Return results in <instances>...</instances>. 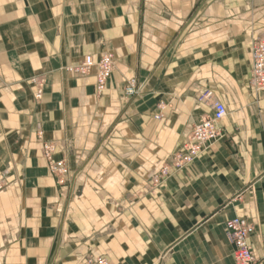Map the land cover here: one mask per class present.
<instances>
[{
    "label": "crops",
    "instance_id": "0c3cea01",
    "mask_svg": "<svg viewBox=\"0 0 264 264\" xmlns=\"http://www.w3.org/2000/svg\"><path fill=\"white\" fill-rule=\"evenodd\" d=\"M257 36L264 0H0V264H235L234 218L254 227L264 264V92L249 85ZM104 54L114 69L99 94ZM86 56L90 73L71 74ZM206 93L227 111L220 140L153 186L211 114ZM48 144L70 172L63 186Z\"/></svg>",
    "mask_w": 264,
    "mask_h": 264
},
{
    "label": "built area",
    "instance_id": "2783aa9c",
    "mask_svg": "<svg viewBox=\"0 0 264 264\" xmlns=\"http://www.w3.org/2000/svg\"><path fill=\"white\" fill-rule=\"evenodd\" d=\"M251 52V70L249 85L256 93L264 92V36L253 38L250 47ZM95 66L91 56H86L83 61L69 72L76 76H84L90 73ZM96 90L100 94L104 91L107 81L111 77L114 69V58L110 54L101 56L96 64ZM140 89L135 80H131L126 88L125 94L132 99L139 95ZM211 108V114L200 119L190 130V134L182 145L180 151L172 154L165 162L159 172L152 179L153 186H158L172 175L189 167L194 161L212 144L218 142L221 138V132L218 124L227 116L224 105L213 99L211 93L203 94L200 98ZM159 119V117H156ZM55 150L54 144H48L43 147V157L50 165V170L55 172H65L63 161L55 163L52 156ZM63 176V175H61ZM65 178H57L58 185L64 183ZM6 183L0 180V192L4 190ZM229 243L233 246V259L235 264H255L254 252L249 244V238L254 233V227L243 218H234L226 224ZM81 264H111L103 256L87 257Z\"/></svg>",
    "mask_w": 264,
    "mask_h": 264
},
{
    "label": "rangeland",
    "instance_id": "374dc122",
    "mask_svg": "<svg viewBox=\"0 0 264 264\" xmlns=\"http://www.w3.org/2000/svg\"><path fill=\"white\" fill-rule=\"evenodd\" d=\"M97 74V73H96ZM74 75V74H73ZM88 75V74H87ZM74 76H76V75H74ZM84 76H86V75H84ZM76 77H81V76H76ZM130 82V81H129ZM136 82V81H135ZM55 151H56V149L54 150V153H53V156H52V160L55 162V163H57V162H59V161H55L54 160V154H55ZM47 164H48V162H47ZM50 165L48 164V171H49V173L51 174V176L53 177V179L54 180H56V183L58 184V179L57 178H65L64 176H66V179L64 180V183L61 185V186H63L64 184H65V182H66V180H67V176H69L70 175V172H69V170H68V168L66 167V165L64 164V162H63V167L65 168V174H64V172H62V173H60V172H55L56 174H53L52 172H51V170H50V167H49ZM61 175H63V176H61ZM0 180H5L4 179V177L2 176V174H0Z\"/></svg>",
    "mask_w": 264,
    "mask_h": 264
}]
</instances>
